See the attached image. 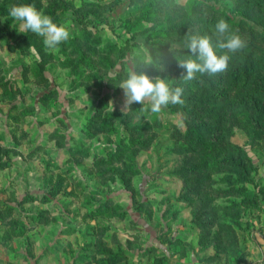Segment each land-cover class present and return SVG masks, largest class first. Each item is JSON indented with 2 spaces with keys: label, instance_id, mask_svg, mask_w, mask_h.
I'll return each instance as SVG.
<instances>
[{
  "label": "rangeland",
  "instance_id": "obj_1",
  "mask_svg": "<svg viewBox=\"0 0 264 264\" xmlns=\"http://www.w3.org/2000/svg\"><path fill=\"white\" fill-rule=\"evenodd\" d=\"M21 3L70 39L49 50L19 32ZM223 13L247 46L184 82L185 36ZM263 31L264 0H0V264L247 259L264 234ZM145 58L137 70L182 87L183 105L121 111L118 84Z\"/></svg>",
  "mask_w": 264,
  "mask_h": 264
},
{
  "label": "clouds",
  "instance_id": "obj_2",
  "mask_svg": "<svg viewBox=\"0 0 264 264\" xmlns=\"http://www.w3.org/2000/svg\"><path fill=\"white\" fill-rule=\"evenodd\" d=\"M9 17L14 26L23 33H34L43 38L46 49L55 50L58 45L70 39L71 33L64 25H59L53 19L39 11L32 4L21 3L13 5L9 9ZM214 38V39H213ZM247 46V42L241 35L230 31L229 23L220 19L216 22L212 35L188 34L179 50L187 49L192 55L179 59L178 66L184 69L182 80L189 82L199 76L207 75L215 77L224 73L229 66V53L235 54ZM155 65L152 59H141L130 70L126 78L118 84L123 90L124 102L121 111L132 109L133 104H141L142 111H150L159 114L168 105H183L182 87H171L166 79L160 76H150L146 71L137 68L139 66ZM147 105V107H145Z\"/></svg>",
  "mask_w": 264,
  "mask_h": 264
},
{
  "label": "crops",
  "instance_id": "obj_3",
  "mask_svg": "<svg viewBox=\"0 0 264 264\" xmlns=\"http://www.w3.org/2000/svg\"><path fill=\"white\" fill-rule=\"evenodd\" d=\"M260 236L255 239L252 235L253 247L249 250V257L241 261L233 260L231 264H261L264 263V234L259 233ZM175 264V263H173Z\"/></svg>",
  "mask_w": 264,
  "mask_h": 264
},
{
  "label": "trees",
  "instance_id": "obj_4",
  "mask_svg": "<svg viewBox=\"0 0 264 264\" xmlns=\"http://www.w3.org/2000/svg\"><path fill=\"white\" fill-rule=\"evenodd\" d=\"M224 14V16H225V18L227 19V20H230V22H228L229 23V25H238V26H240L239 25V22H238V20H234V19H232V18H230L229 17V15H227V14H225V13H223ZM239 28H243V27H239ZM250 31H253L254 32V28L253 29H251ZM263 33V35H264V31L262 32ZM249 34L251 35V38L253 39V38H255V36H254V34H252V32H249ZM264 38V37H263ZM253 49H255V48H253ZM256 51H259L260 52V54H258V55H261L262 57H264V49H256ZM246 65L251 69V67H252V61L249 59L248 61H246ZM247 74V73H246ZM193 82V84H196V85H199V82L197 81V79L196 80H193L192 81ZM223 144H225V145H223L222 146V150L223 151H225L226 150V148H228L229 146H232V147H234L237 151H239V152H242L243 151V148L241 147V146H239V145H236L235 143H233V142H231V141H227V142H225V143H223ZM242 178H246V177H242ZM247 180V179H246Z\"/></svg>",
  "mask_w": 264,
  "mask_h": 264
}]
</instances>
